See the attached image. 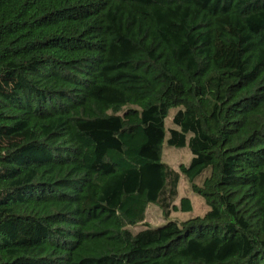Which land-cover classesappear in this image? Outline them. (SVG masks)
<instances>
[{"label": "trees", "instance_id": "1", "mask_svg": "<svg viewBox=\"0 0 264 264\" xmlns=\"http://www.w3.org/2000/svg\"><path fill=\"white\" fill-rule=\"evenodd\" d=\"M0 264H264V0H0Z\"/></svg>", "mask_w": 264, "mask_h": 264}, {"label": "rangeland", "instance_id": "2", "mask_svg": "<svg viewBox=\"0 0 264 264\" xmlns=\"http://www.w3.org/2000/svg\"><path fill=\"white\" fill-rule=\"evenodd\" d=\"M173 113L174 111H172V115ZM167 126H171L170 119H168L167 121ZM168 133L169 132L167 131V136ZM192 158L193 154L191 153L188 146L184 148H175L168 146L167 143L164 144L163 161L171 165L172 167L178 168L181 163L188 164L192 160ZM184 196H189L192 199V202L194 204V215H199L204 211V199L200 195L192 193L190 186L185 180L182 179L179 185V198ZM171 217L181 220L188 218L189 214L179 212L173 214ZM145 222L153 227L160 226L165 222L162 211L156 205L150 204L146 212ZM141 228H143L142 225L133 228V230L138 231Z\"/></svg>", "mask_w": 264, "mask_h": 264}]
</instances>
